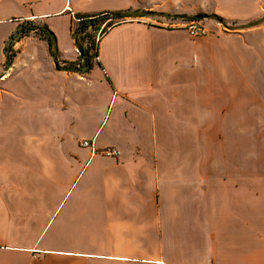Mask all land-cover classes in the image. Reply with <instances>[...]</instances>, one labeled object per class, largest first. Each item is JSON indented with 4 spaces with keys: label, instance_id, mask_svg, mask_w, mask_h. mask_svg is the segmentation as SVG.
<instances>
[{
    "label": "crops",
    "instance_id": "1",
    "mask_svg": "<svg viewBox=\"0 0 264 264\" xmlns=\"http://www.w3.org/2000/svg\"><path fill=\"white\" fill-rule=\"evenodd\" d=\"M202 9L258 19L264 0H0V264H264V190L216 187L199 138L216 86L244 78L250 34L154 23ZM102 10L151 13L110 28L87 73L57 68L42 39L3 70L20 22L46 24L64 65L74 14Z\"/></svg>",
    "mask_w": 264,
    "mask_h": 264
},
{
    "label": "rangeland",
    "instance_id": "2",
    "mask_svg": "<svg viewBox=\"0 0 264 264\" xmlns=\"http://www.w3.org/2000/svg\"><path fill=\"white\" fill-rule=\"evenodd\" d=\"M211 14L202 9L188 14L196 15L194 19L165 21L163 24L154 20V23L163 28L180 29L188 33L185 24L194 20L205 28V34L198 36L215 32H249L248 44L253 50H245V56H241L246 67L242 71L244 78L230 72L228 81L216 86V118L203 120L205 132L199 138L204 141L206 155L210 149L213 157H216V187L220 186L222 191L229 192L230 197L244 199L245 191L251 186L253 197L259 201L261 191L264 190V50L254 48L260 45L264 47V12L258 19L229 18L225 19V23L216 21L210 17ZM251 21L256 23L239 28L241 24ZM38 40H41L38 34L30 32L15 42L12 50H20L27 42ZM196 121L187 120L189 126ZM249 177L252 178L251 182H248Z\"/></svg>",
    "mask_w": 264,
    "mask_h": 264
},
{
    "label": "trees",
    "instance_id": "3",
    "mask_svg": "<svg viewBox=\"0 0 264 264\" xmlns=\"http://www.w3.org/2000/svg\"><path fill=\"white\" fill-rule=\"evenodd\" d=\"M150 13V11L137 10H102L93 13H75L71 24V37L77 49L78 55L75 61L66 62L64 65L58 64L56 38L47 25H37L31 20H24L17 25L15 30L5 41V61L3 70H7L12 63L14 54H12L11 49L14 43L30 32H36L42 40L46 41L48 51L54 62L57 64V68L75 71L79 74L87 73L95 64H99V42L110 28L122 23L127 18L142 16ZM175 16L186 20L194 19L196 17V15L188 16L186 14H179ZM210 17L220 23H225V19L217 14H211ZM254 23H256V21L243 23L239 28H245ZM2 75L3 74H0V77Z\"/></svg>",
    "mask_w": 264,
    "mask_h": 264
},
{
    "label": "built area",
    "instance_id": "4",
    "mask_svg": "<svg viewBox=\"0 0 264 264\" xmlns=\"http://www.w3.org/2000/svg\"><path fill=\"white\" fill-rule=\"evenodd\" d=\"M185 26H186V29L188 31V34L191 36H198V35L205 34L204 26L195 23L194 20L188 21L185 24ZM81 145L86 146V147H90L91 152H93V153L98 152V153H101L105 156L117 157L119 154V151L114 147H105V148H102L100 150H96L93 146V141L89 140V139L82 140Z\"/></svg>",
    "mask_w": 264,
    "mask_h": 264
}]
</instances>
